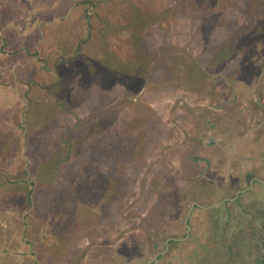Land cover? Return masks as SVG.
Masks as SVG:
<instances>
[{
	"label": "rangeland",
	"instance_id": "374dc122",
	"mask_svg": "<svg viewBox=\"0 0 264 264\" xmlns=\"http://www.w3.org/2000/svg\"><path fill=\"white\" fill-rule=\"evenodd\" d=\"M27 1L18 0L17 6ZM103 1L107 4L97 8L92 3L76 9L72 5L74 10L61 20L54 19L51 8L41 9V15L52 22L51 28L40 32L34 25L33 39L25 43L36 46L39 62L26 53L14 62L10 59L11 68L25 64L24 82L30 91V98L26 93L22 101L26 140L33 134L25 148L30 165L26 178L41 180L34 189L36 208L30 209L39 219L33 222L39 235L31 249L36 258L24 256V264L33 260L38 264H99L113 261L115 252L131 246L144 249L141 235L159 229L177 235L176 222L184 217L182 213L186 219L195 202L212 203L197 199L205 189L203 181L195 185L175 177L189 146H198L193 156L214 158L225 149L226 138H241L248 130L251 134L264 120V112L257 113V105L264 103V71L258 73L259 81L258 76L232 72V80L237 81L230 82V78L219 81L223 76L217 73H229L222 63L211 65L203 74L194 67H205L227 34H244L250 18L243 15V2L251 0H240L236 7L226 9L224 0L223 4L211 0L209 7L197 6V0ZM17 13L5 14V25L18 24ZM23 32L21 37H26L29 29ZM146 54L154 56L149 70L142 66ZM199 56L201 62L195 61ZM260 61L264 62V52ZM36 70H40L37 75ZM139 73L141 83L136 79ZM32 79L37 80L30 84ZM5 115L8 120L12 117L9 110ZM2 128L9 133L8 126ZM16 144L0 143V167L5 161L7 168L10 155L6 153L17 149ZM213 160V165L203 166L202 174L209 183L218 184L216 180L223 176L216 168L219 160ZM48 161L42 171L40 166ZM192 166L186 165L187 170ZM50 168L55 173H49ZM18 174L4 173V180ZM48 175L52 179L45 181ZM188 183L190 187L183 188ZM161 190L169 198L160 197L157 192ZM182 203H187V211ZM114 219L120 222L118 231L110 226ZM6 223L14 225L15 221ZM132 233L139 235L135 244L129 237ZM3 248L0 255L4 256ZM24 249L27 255L29 248ZM16 251L7 253L22 255ZM262 255L256 252V258Z\"/></svg>",
	"mask_w": 264,
	"mask_h": 264
},
{
	"label": "crops",
	"instance_id": "0c3cea01",
	"mask_svg": "<svg viewBox=\"0 0 264 264\" xmlns=\"http://www.w3.org/2000/svg\"><path fill=\"white\" fill-rule=\"evenodd\" d=\"M0 3H2L0 5V15L4 16L1 17L0 21V28L2 30L0 34V42H2L0 45V120L2 118L4 119V123L0 122V133L2 132L1 134H3L2 137H0V143L4 142L9 147L12 142H15V144L19 142L20 144L21 141L20 145L16 144L17 149L12 151L9 150L11 152L10 154H8L9 152L6 153L7 156L10 155V157L8 156L9 160L7 161V164L9 165L7 168H5L4 165L5 161L1 163L0 167V172L3 173L0 175V243L6 245H0V254H2L1 251L3 247V250L6 251L4 256L0 255V264H24V256H26V258H30L31 260L36 258V252L31 249L34 246V240L39 235L33 222L39 219H36L37 214L34 212V215L30 209L34 211L36 208L37 200L34 196V189L38 185L37 183H40L41 180L38 179V181L35 177H31L26 178L29 180V183H19L17 181L13 182L12 184H6V182H4V173L18 174L29 170L30 165L29 160L26 157L25 148L27 147L31 136L33 135L29 133V139L27 140L24 135V129H27V127L24 125L25 119L22 115L24 111L22 101L25 103L24 99L27 97L26 93L28 95L27 99L30 98V91H27L24 82L25 74L23 75V67H25V64L17 63L16 65H12L11 68L9 63L11 61L14 62L19 60L22 56H24L25 53L32 55V58L36 59L33 62H39V56L35 55L36 51H38L36 46L31 47L27 44L31 43V39H33L31 37L33 34L31 33V30L34 25L38 27L37 29H39L40 32L44 28H51L50 24L52 22L48 20L46 15H41V9L46 7L51 8L52 13L55 15L54 19L61 20L68 18V14H71L72 10H74L73 6L76 9L77 6H84L85 4L87 5V3H92L93 5H90L91 7H93L94 4H97L98 7L100 4L107 3L103 0H99L98 2L95 0H29V2H24L21 7L19 5L17 6L18 0H0ZM13 8L16 10H12ZM17 10L18 16H15L14 20H19L18 24H8L4 27L5 23L7 22L5 14H15ZM12 17H9L10 19H8V22H11ZM89 17L90 15L88 14V19ZM26 29H29V32H25L26 37H21L22 34H24L23 31ZM9 30H14V33L9 32L13 37L8 36ZM41 37L44 40V36L41 35ZM41 41L42 40H40L38 43H42ZM60 42L62 43L63 41ZM58 60L60 59L56 57V61ZM39 71L36 70V75L39 73ZM3 78L9 79L3 80ZM35 80L37 79L30 80V84L34 83ZM36 84L38 85V83ZM247 94H250V92ZM14 106H16V108ZM257 107V113L264 112V103L261 105L258 104ZM8 110L12 113L10 120L5 118V114H7ZM1 125L8 126L9 133H7ZM10 125L15 128V131L12 130ZM251 131H253V133L250 134V131L248 130L244 135H242L241 138H237L236 136L233 138L232 135L226 138L224 140V144H226L225 149L223 151L219 150V153L214 155V159L219 160V166L216 168H218L219 174L223 176L222 179L216 180L218 182V184H216L221 186L225 184L226 186V183H228V186L226 187L230 191H233L234 189L236 191V195L239 191L248 189L252 182L254 183L250 190L254 188L256 182L264 185V120L261 121L259 126L253 128ZM228 139H230L231 143H227ZM0 156L3 157L1 152ZM49 163L50 161L40 167L44 168L45 166L49 165ZM44 170L45 168L42 171ZM49 173L53 174L55 172L52 168H50ZM51 179V175H48V178H44L45 181H50ZM30 183L33 184V192H31V194L29 193V187L27 186V184ZM237 188L241 189L237 190ZM30 205L32 208H30ZM27 218L29 221L26 220ZM5 221H15V224L7 225V223L5 224ZM13 228L14 232L12 230ZM168 244L164 252H158L154 255H152L148 249L144 248L139 251L137 250L136 253H132L134 254L132 256L130 249L126 248L125 252L121 251L119 254L118 252H115V257H112L113 261H99V264H154L158 259L157 258L154 261V258H156L158 254L163 255L167 252ZM24 247L27 249L29 248L27 255L24 253ZM253 247H255V250L258 248L256 251L260 249L259 253L264 252V247L261 243L259 244L257 242L255 245H253ZM10 250H17L16 252L21 251L23 256H14L10 253H7ZM31 264H38V262L33 260V262L31 261Z\"/></svg>",
	"mask_w": 264,
	"mask_h": 264
},
{
	"label": "trees",
	"instance_id": "16d2710c",
	"mask_svg": "<svg viewBox=\"0 0 264 264\" xmlns=\"http://www.w3.org/2000/svg\"><path fill=\"white\" fill-rule=\"evenodd\" d=\"M239 1L240 0H224L223 4L222 0H218L217 3H222L224 6L221 5L226 9L229 6L236 7L240 3ZM259 1L260 0H251L243 2V5L245 4L243 15L248 16V19L250 18V21L247 23L248 29H244V34H241L239 37L236 34L231 33L230 36L227 34L226 37H223L224 41L218 44V46H220L217 51L215 50L217 52L215 53L216 55L210 61H206L208 64L205 67L194 64L195 70L203 74L211 65L216 66L222 63L228 70L229 75L225 74L224 76L223 74L217 73L223 76V78L219 77V81H225L224 78H230V82L237 81L235 79L232 80L230 76L232 72L233 75L236 74V76L237 74L253 78L254 76H258L256 81H259L260 76L258 73L264 71V62L260 61V55L264 52V1L263 5H261ZM211 4V0H197V6L199 7H209ZM96 7L97 4H94L93 8ZM204 14L206 17L208 12ZM1 32L2 30L0 28V34ZM238 51H241V53L239 56H236ZM36 54H38V51H36ZM146 55V60H144L142 64V66L145 67L143 70L147 68L149 70L153 66L151 57L153 58L154 56L151 54ZM204 55L205 53L203 52L201 56L203 57ZM201 56L196 57L195 61H200ZM180 60H183L182 56ZM173 67L174 69L171 70L172 72L175 70V64ZM187 67L191 69L192 65L191 67L187 65ZM143 70L141 68L140 72ZM202 78L207 79L208 77L203 76ZM136 79L139 83L142 82L140 73L136 76ZM189 149L190 151L184 154L183 162H180L179 174L175 176L177 180H181L182 182L191 180V183L195 185L203 181L202 183L205 189L202 192L199 191L197 198L200 202L204 201L202 199H205L207 202L212 200L211 204H213L223 201L226 198H234L236 191L231 192L226 187L228 183H226V186L225 184L221 186L217 185L215 182L209 183L207 181L208 179L203 177V166L206 165L209 167L213 165L215 163L213 160L214 158L201 157L198 155L193 156V149H195L196 153L198 152L197 145L189 146ZM189 163L195 165L192 166V170H187L186 165H189ZM201 163H203V165H201ZM26 175L27 171L11 176L4 182H6V184H12L17 181L19 183H29V180L26 179ZM27 186L31 194V192H33V184L30 183L27 184ZM188 186L190 187L189 183L185 184L183 188H187ZM240 189L241 188H237V190ZM180 193L184 194L183 191H180ZM157 194H159L160 197L169 198V194L165 193L164 190L157 192ZM183 198H185V196ZM118 205L119 208L122 207L121 203H118ZM181 205L183 211L188 210L187 203H182ZM207 205L209 204L207 203ZM183 214L185 217V213H182L180 216ZM184 217H180L176 222L179 226V233L177 235L171 234L169 231H164L163 229L150 232L148 235L145 233V235H141L142 238L145 239V245L143 244L144 248L148 249L152 255L158 252H164L167 248V240L171 238L183 239L179 241L174 239L170 240L167 252L160 255L154 264H264V257L256 258V252L259 253L260 249L256 251L258 248L255 250V247H253L257 242L263 244L264 247L263 184L256 182L252 190L239 195L235 201L225 202L221 206H217L213 209L204 210L196 207L188 221V225L191 227L189 235H187L186 219ZM116 224H120L117 219L110 222L112 229H117L118 231L121 226H116ZM129 237L132 239L133 244H135L139 235L132 233ZM238 241L239 243H237ZM130 251L131 253L136 252V246H131Z\"/></svg>",
	"mask_w": 264,
	"mask_h": 264
},
{
	"label": "water",
	"instance_id": "95a60500",
	"mask_svg": "<svg viewBox=\"0 0 264 264\" xmlns=\"http://www.w3.org/2000/svg\"><path fill=\"white\" fill-rule=\"evenodd\" d=\"M253 183H254V182L251 183V186H250L248 189H245V190L239 191V192L237 193V195H236L234 198H226V199H224V200L221 201V202H218V203H215V204L211 205L210 207H209V206H203V205H201V204L195 202V203L192 205V207H191V209H190V212H189V214L187 215V217H186V221H185L186 226H187L188 233H189L190 230H191V227L188 225V221H189L190 215H191V213H192V210L194 209L195 206H197V207H199V208H202V209H205V210H208V209L210 210L211 208H214V207H216V206L222 205V204L225 203V202L235 201V200L238 198V196H239L240 194L245 193V192H247L248 190H250V189L252 188V186H253ZM171 240H172V239H171ZM169 241H170V240L167 241V244L169 243ZM158 256H160V254H158ZM158 256H157L156 258H154V261L158 258Z\"/></svg>",
	"mask_w": 264,
	"mask_h": 264
},
{
	"label": "flooded vegetation",
	"instance_id": "af4514ba",
	"mask_svg": "<svg viewBox=\"0 0 264 264\" xmlns=\"http://www.w3.org/2000/svg\"><path fill=\"white\" fill-rule=\"evenodd\" d=\"M237 143H238V141H237Z\"/></svg>",
	"mask_w": 264,
	"mask_h": 264
}]
</instances>
